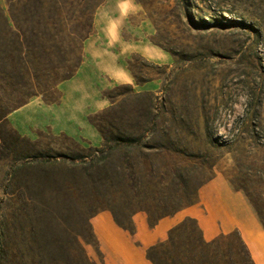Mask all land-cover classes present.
I'll list each match as a JSON object with an SVG mask.
<instances>
[{"label":"rangeland","instance_id":"obj_1","mask_svg":"<svg viewBox=\"0 0 264 264\" xmlns=\"http://www.w3.org/2000/svg\"><path fill=\"white\" fill-rule=\"evenodd\" d=\"M11 4L25 20L28 1L0 0L10 19ZM65 17L41 46L13 53L9 62L16 68L3 76L0 264H77V239L97 264H153L148 230L156 226L138 234L146 213L134 215L135 233L124 231L114 217L110 224L101 217L112 213L98 210L79 185L71 184L73 198L62 183L44 196L35 177L40 168H23L16 159L32 148L102 147L95 122L144 125L150 106L163 114L160 127L178 134L166 141L185 153L184 164L195 165V182L207 176L196 193L173 187L170 193L189 202L180 211L196 210L208 226L210 216L226 229L215 238L264 234V0H105L83 36L86 21ZM22 29L24 41H34L31 28L23 23ZM88 102L104 107L87 109ZM113 104L109 117L103 110ZM81 118L101 143L74 134ZM59 169V176L67 171ZM94 210L84 224L85 211Z\"/></svg>","mask_w":264,"mask_h":264},{"label":"trees","instance_id":"obj_2","mask_svg":"<svg viewBox=\"0 0 264 264\" xmlns=\"http://www.w3.org/2000/svg\"><path fill=\"white\" fill-rule=\"evenodd\" d=\"M26 1L25 20L19 18L20 10L15 4L10 5L11 19L0 5V90L3 76L16 68L9 62L13 53L21 54L36 42L41 46L48 33L56 32L62 26L67 14L73 15L76 20L84 19L86 27L82 36L83 33L90 34L94 12L105 0ZM23 23L31 28L34 41H24ZM20 71L22 75L27 74L24 67ZM134 76L138 83L142 82L137 75ZM115 107L116 104H113L103 113L111 117ZM145 117L144 125H123L110 120L95 122L104 139L102 147H91L89 151L84 148L79 153L32 148L16 159L23 168H40L35 177L44 196L47 190L56 189L57 184L62 183L68 196L73 198L71 184L79 185L87 189L85 198L93 199L98 210L111 211L116 223L130 233H135L134 215L138 212L146 213L149 225L154 227L162 218L174 215L189 205L188 200L183 201V197L170 193L174 192L173 187L179 185L180 193L189 192V189L196 193L207 176L202 174V178L195 182L191 175L195 165L184 164L181 156L185 153L171 141H166L177 138L178 134L160 127L162 113L152 112L150 106ZM62 167L67 171L59 176L57 170ZM68 172L75 174L66 175ZM157 192L165 195L159 198ZM91 213L95 210L85 211L84 224H89ZM84 233L80 235L87 240ZM77 240L81 252L76 263L97 264ZM147 258L153 264H256L249 247L238 233L206 240L197 220L192 217H186L172 227L166 239L150 245Z\"/></svg>","mask_w":264,"mask_h":264},{"label":"crops","instance_id":"obj_3","mask_svg":"<svg viewBox=\"0 0 264 264\" xmlns=\"http://www.w3.org/2000/svg\"><path fill=\"white\" fill-rule=\"evenodd\" d=\"M67 97H68V93L67 91H65V95L63 97V103L66 101ZM86 105H87L86 106L87 109L89 108L98 109V108L104 107V104H101L99 106L98 104H96L95 106V104L91 102H88ZM76 122L79 123L80 126L77 125V131L74 132V134L80 135L82 138L88 140L89 142L93 144L101 143L100 134L94 127L90 126L85 121H83V118H81L79 121L77 120ZM64 130H68V129L64 128ZM101 215L103 219H106L107 221L109 220V224H110V220L113 219V216L109 214V212H105L104 214H101ZM185 216L187 217L193 216L198 219V222L204 227L203 228L204 237L206 240H212L219 234V232L226 230V229H222L216 226L212 222L210 216H209V226H208L207 220H204V218L201 215H199L196 212V210H192V208H189L188 210H182V211L177 212L174 216H167V217L162 218L155 228H153L152 230L151 229L148 230L150 237L152 238L150 242L155 244L154 242H158L160 240L166 239V236H168L167 232L171 229V227ZM146 226H149V224H148V221L144 219L143 222L139 224L138 234H140L146 228ZM244 230L246 229H243V231ZM99 236L102 240L104 238V233L100 232ZM243 237H244V241L246 242L247 246L249 247L251 251V254H252V257L255 263L264 264V234L247 232L243 235Z\"/></svg>","mask_w":264,"mask_h":264}]
</instances>
